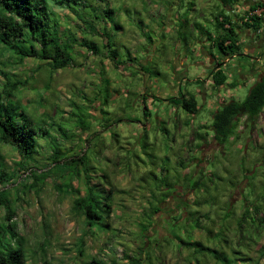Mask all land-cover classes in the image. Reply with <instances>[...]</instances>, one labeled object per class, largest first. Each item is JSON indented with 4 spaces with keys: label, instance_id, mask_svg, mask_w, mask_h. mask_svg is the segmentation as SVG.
<instances>
[{
    "label": "rangeland",
    "instance_id": "374dc122",
    "mask_svg": "<svg viewBox=\"0 0 264 264\" xmlns=\"http://www.w3.org/2000/svg\"><path fill=\"white\" fill-rule=\"evenodd\" d=\"M252 1L260 0L235 2L236 10L242 8L237 15L246 16ZM84 3L73 9L53 7L51 25H58L63 41L71 45L73 60L65 69L52 72L41 60L19 61L0 44V70L21 83L4 103L25 111L38 131L30 159L23 160L15 147L0 142V164L14 178L0 185V253L22 248L27 264H90L94 259L102 264H124L126 256L146 260L149 254L152 264H199L192 251L169 242L173 238L170 225L185 212L179 237L213 246L206 231L191 229L188 221L197 216L204 227H212L205 218L210 215L218 232L222 210L232 205L239 218L243 196L253 199L263 194L264 110L254 128L242 118L237 138L222 146L213 139L211 123L222 103L246 99L264 76V63L257 69L255 60L249 59V66L241 60L242 65H236L243 67L240 73L223 66L229 80L240 84L234 88H217L210 73L204 72L211 55L223 63L227 60L213 45L218 33L216 18L220 13L231 15L222 0ZM242 35L248 39L243 47L253 44L254 38L257 41L255 54L244 50L248 55L264 54V37L260 40L264 33L244 31ZM84 40L99 52L84 47ZM5 82L0 74V88ZM180 90L197 97V116L151 97L147 103L152 117L146 119L143 95L167 99ZM204 133L206 140L199 139ZM54 151L62 153L59 164L50 159ZM72 159L75 162L70 163ZM201 171L208 177H220L218 189L212 191L216 205L195 206L203 197L189 190L186 179L194 174L198 177ZM87 177L93 186L112 189V214L107 217L111 230L107 232L89 230L74 209L75 199L86 194ZM167 179L176 183V190L163 199L157 183ZM183 201H189L185 211ZM7 203L12 211L10 223L23 239L22 247L7 229ZM152 204L160 207L148 232L156 249L143 244L142 225H148ZM262 246L264 234L252 246L250 263L259 260ZM198 259L200 264H219L209 256Z\"/></svg>",
    "mask_w": 264,
    "mask_h": 264
},
{
    "label": "trees",
    "instance_id": "16d2710c",
    "mask_svg": "<svg viewBox=\"0 0 264 264\" xmlns=\"http://www.w3.org/2000/svg\"><path fill=\"white\" fill-rule=\"evenodd\" d=\"M238 0H223L226 6L234 7V3ZM253 2V1H252ZM84 0H0V44L6 47L9 51L16 55L19 61L26 59L41 60L48 65L52 72L65 69L70 66L73 58L69 52V43L63 41L62 33L58 25H51V18L54 15L53 7L58 6L66 9H73L72 6H84ZM260 11V12H259ZM75 12V11H74ZM246 16L239 17L240 23H232V17L220 13L216 18L217 36L214 46H217L224 58L233 56H241L242 45L241 35L244 31H249L252 34L259 35L264 31V0L255 1L245 13ZM91 25V24H89ZM226 25H229L226 27ZM264 35H260V40ZM209 39H213L210 36ZM82 45L89 50L98 53L97 48L88 40L82 41ZM107 51H111L110 42H107ZM249 57L250 55H246ZM249 60V59H248ZM224 63H219V67L213 69L209 76L217 88L230 87L234 88L240 85L237 81L232 82L229 76L222 69ZM6 82L0 88V142L15 147L22 159H30L36 149L37 140L35 136L38 134L31 125L30 119L26 116L25 111L18 112L17 108L8 106L4 103V99H9L14 95L20 86V82H13L6 71L0 70ZM201 82L200 79L198 81ZM25 84V83H23ZM153 98V101H167L169 104L183 110L191 116H197L200 111L198 99L193 94H187L179 91L178 95L168 97L167 99H159L158 97L146 94L143 95L144 115L146 119L152 117L151 109L148 106V98ZM264 110V76L260 77L254 83L246 99L242 101L230 100L222 103L219 108L213 113L211 132L213 139L219 145H226L232 139L237 138V131L242 118H247L246 126L252 128L256 125L260 115ZM17 111V112H16ZM22 118V119H21ZM21 119V120H20ZM46 135V131H42ZM206 133L199 135V139L206 140ZM60 151H54L50 159L55 164H59ZM86 155L81 156L79 161L85 159ZM33 160V159H32ZM23 163V161H21ZM75 162L71 160L70 163ZM22 163H20L22 165ZM65 161L64 164H70ZM216 174L208 177L203 171L199 176H187L186 183L189 185V190L195 195H201L203 199L195 201V206L211 204L216 205V197L213 194L215 188L218 189V179ZM215 177V179L213 178ZM248 178L247 176H245ZM13 175L7 172L3 164H0V185H5L13 180ZM86 194L74 201V209L79 212L83 218L86 227L91 231L111 230L110 218L112 214V202L110 196L111 190H106L101 185H91L90 178H85ZM176 183H169L168 179L162 183H157L158 189L162 192V198L166 197L176 190ZM233 185V184H231ZM211 186L214 190H211ZM253 192V188H249ZM248 189V190H249ZM73 192V189L69 187ZM167 190V191H164ZM169 190V191H168ZM213 191V192H212ZM212 192V193H211ZM215 193V192H214ZM205 194V195H204ZM155 196V195H154ZM201 197V198H202ZM0 201V205L3 204ZM159 202H162L161 200ZM243 212L241 216L235 217L234 208L228 205L225 210L221 211L220 229L215 232L214 225L216 221L205 215L208 221L214 224L212 227H204L201 219L195 217L199 213H190L194 218L188 223H191V229L206 231L209 241L213 246L205 244L200 240L194 242L188 241L185 238L179 237V223L182 221L184 213L179 218H175V223H171V236L169 242H175L178 247L189 249L192 255L200 264L198 257H211L219 264H262L264 260V246L260 250V258L255 263H250L252 257L250 252L252 246L258 243V238L264 234V191L257 198L249 199L247 195L243 196ZM7 229L11 238L22 247L23 239L16 233L15 226L11 222L12 214L11 207L7 203ZM181 209H189V201L181 203ZM160 211L158 205L152 204L151 213L148 215V225L143 223V244L145 247L150 243L155 248V243L152 237L148 234L154 226V215ZM177 222V223H176ZM217 233V234H215ZM190 234V233H189ZM83 244V241L81 242ZM227 249V250H226ZM82 255V250H80ZM152 255L149 254L146 260L141 257L126 256L124 264H145L151 263ZM192 264V261H189ZM0 264H27V260L22 248H11L6 253H0ZM90 264H102L94 259ZM120 264V263H115ZM152 264V263H151Z\"/></svg>",
    "mask_w": 264,
    "mask_h": 264
},
{
    "label": "crops",
    "instance_id": "0c3cea01",
    "mask_svg": "<svg viewBox=\"0 0 264 264\" xmlns=\"http://www.w3.org/2000/svg\"><path fill=\"white\" fill-rule=\"evenodd\" d=\"M222 3H223V0H222ZM223 5H224V7H226L228 10H230L231 11V17H232V23L233 24H235V23H240L239 22V18L237 17V16H235L234 14H238V13H240V10H242V8L240 7L239 9H235V7H230V6H226L224 3H223ZM251 6V5H250ZM238 12V13H237ZM227 15V14H226ZM239 17H241V15H239ZM229 25H226V27H228ZM264 33V31H262V34ZM252 34V33H251ZM241 37H242V39H241V45H243V43H245V41H248V39L247 38H244L243 37V35H241ZM254 38V37H253ZM250 39H252V38H250ZM251 41V40H250ZM254 45H257V41H255V38H254V43L252 44V41H251V45L248 47V48H246V47H243L242 46V50H245L246 52H247V50L248 51H250V52H252V53H256V51H257V49H259V48H255V46ZM251 48V49H250ZM250 49V50H249ZM264 50V49H263ZM245 51H243V52H241V56H239V55H237V56H233V57H231V58H225V59H227L226 60V62L224 63V65L223 66H225V65H228L229 66V68H232V69H235V70H238V72H239V70H241V72L243 71L244 72V69H243V67L241 66L242 65V63L244 62V63H248L247 65L249 66V65H251L250 64V62H248V59H253V60H255L256 61V63H258V65H257V69L259 68V66H261L263 63H264V54H262V55H260V57H252V55L250 56V58L249 57H245L248 53H246ZM207 53V52H206ZM208 56H209V54H208ZM224 57V56H223ZM210 59H211V63H209V64H207V66L205 67L204 66V69H205V71L204 72H211L213 69H215L216 67H219V63L221 62V63H223L221 60H220V58L218 59V58H215V57H213L212 55L210 56ZM241 60L243 61V62H241ZM240 61V62H239ZM238 63H240L241 65H239V66H236V65H238ZM230 64H232L231 66H230ZM244 65V64H243ZM247 68H249V67H247ZM254 68V67H253ZM222 69H223V67H222ZM255 69H256V67H255ZM255 69H253L254 71H255ZM240 73V72H239ZM211 81V80H210Z\"/></svg>",
    "mask_w": 264,
    "mask_h": 264
}]
</instances>
